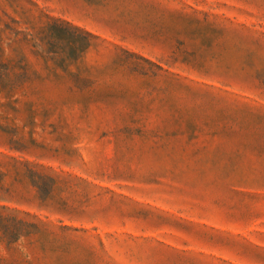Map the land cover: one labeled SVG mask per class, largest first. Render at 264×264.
<instances>
[{
    "label": "rangeland",
    "instance_id": "obj_1",
    "mask_svg": "<svg viewBox=\"0 0 264 264\" xmlns=\"http://www.w3.org/2000/svg\"><path fill=\"white\" fill-rule=\"evenodd\" d=\"M0 264H264V0H0Z\"/></svg>",
    "mask_w": 264,
    "mask_h": 264
}]
</instances>
